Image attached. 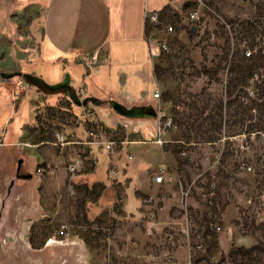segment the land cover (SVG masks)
Instances as JSON below:
<instances>
[{"label":"rangeland","instance_id":"obj_1","mask_svg":"<svg viewBox=\"0 0 264 264\" xmlns=\"http://www.w3.org/2000/svg\"><path fill=\"white\" fill-rule=\"evenodd\" d=\"M34 2L43 0H0V70L20 69L48 85L62 83L67 75L75 93L107 106L109 93L116 96L120 89L113 72L105 77L107 67L82 79L83 70L69 62L33 52L25 60L27 51H35L33 36L40 23ZM191 8L199 10L197 23L187 18ZM161 20L146 25L158 110L153 121L168 118L171 123L146 144L155 145L149 157L160 158L157 163L172 173V181L157 183L153 195L139 191L143 218L128 223L105 210L91 212V190L54 183L43 190L40 177L46 171L50 176L59 161L46 171L30 161L36 174L21 168L29 174L22 178L15 176L16 165L31 155L9 158L0 164V264H264V0H185L180 13ZM166 25L172 29L167 31ZM159 41L165 49L158 48ZM12 81L16 92L10 104L15 109L24 79ZM139 86L132 78L125 89L138 98ZM56 93L62 91L47 95ZM29 97L26 92L14 113L0 92V122L12 118L19 128L29 119L40 121ZM147 98L152 100L151 94ZM95 109L110 125L104 108ZM108 109L110 118L120 117ZM72 110L80 114L73 102ZM45 113L50 121L45 131L53 139L60 130L51 123L54 118L64 116L69 128L77 126V119L66 118L63 110ZM114 127L106 129L115 139L126 138L124 127ZM122 153L133 155L127 148ZM107 164L106 153H97L96 178L106 179ZM182 189H188L186 196ZM126 195L133 210L132 187ZM61 224L68 227L65 237L57 234Z\"/></svg>","mask_w":264,"mask_h":264},{"label":"crops","instance_id":"obj_2","mask_svg":"<svg viewBox=\"0 0 264 264\" xmlns=\"http://www.w3.org/2000/svg\"><path fill=\"white\" fill-rule=\"evenodd\" d=\"M184 2L185 0H43L42 3L34 2L33 4L40 10V17L37 19L40 23L37 27V34L33 36L35 51H27L24 58L26 60L27 56L33 52L39 57L47 56L52 61L69 62L83 70L82 79L92 77L91 72L99 70L100 67H107L108 73L105 77L110 78L113 72L120 88L116 96L115 94L111 96L110 92L107 97H113L126 105L154 103L153 92L156 89V83L152 72L150 42L146 35V15L156 12L162 23L161 17L165 14L180 13ZM91 54H95L96 63L89 74H86L85 68L78 63V59L80 56ZM16 71L21 72L20 69ZM65 77L70 86L71 81L67 75ZM132 78L140 84L136 90L139 94L138 98L135 96L136 93L125 89L129 79ZM12 80L13 78L0 77V92H4L7 108H12L10 102L16 92ZM19 83L20 91L15 102L16 108H12L14 113L18 110L27 92L30 94L29 107L35 110V117L40 116V121L29 119L26 123H20L19 128L12 118L7 121H4V118L0 122V164L7 162L9 158L17 159V156L23 153L27 156L31 155L21 160V168L24 172L26 170L33 175L37 165L44 166L46 171L53 163L59 161L58 170L51 171L54 175L49 172L51 177L46 173L48 171L40 179L39 175H36L35 178L40 180L38 184L44 190L51 183L56 184L57 187H65L66 174L63 164H66L68 159L74 155H79L83 159L84 167L83 171L74 176V186L92 191L91 197L94 198L89 200V210L91 212L105 210L112 213L114 218L128 223L142 219L144 205L139 191L155 194L158 184L151 179L150 172L162 166L157 163L160 158L156 159V155L149 157L148 152L155 145L147 146L146 144L149 138L158 135V123L153 120L143 123L141 119L128 121L121 117L112 119L106 111L109 110L108 107L100 104L103 100L92 96H80L83 99V106L91 112L89 120L95 126L106 130L107 127L114 129V126L120 125L124 127L123 135L126 136V138L123 137L126 144L122 145L121 153L118 152L119 146L116 144L114 146L113 156L119 168L116 181L109 178L107 168L105 180L96 178L94 171L97 167V153L105 152L109 160V152L94 142L77 143L78 141H89L84 134V121L77 120V126L69 128L70 122L65 121L64 116L59 119L54 118V123H51L60 128L56 132H61L69 142L65 146L53 145L52 134H47L45 131L46 124L50 123L47 119L48 114L45 113L48 109L63 110L65 116L68 114L74 118L79 115H75L72 110V102L77 105L80 112L82 109L75 88L70 86L72 92L62 91L49 98L47 93L41 92L37 87L28 85L25 81ZM141 85H147V87ZM150 94L152 100H147ZM49 99L53 104L48 103ZM99 106L104 108L105 114L110 119V125H106L99 110L95 109L96 111L92 112ZM91 108H93L92 111H90ZM127 127H131L130 131ZM132 135L136 138L130 139ZM124 148L131 149L133 152L131 160L127 159L129 153H122ZM30 161L35 163L33 173L30 170ZM57 166L55 164L53 168ZM131 187L133 203L137 205L133 210L128 208L126 195V191Z\"/></svg>","mask_w":264,"mask_h":264},{"label":"built area","instance_id":"obj_3","mask_svg":"<svg viewBox=\"0 0 264 264\" xmlns=\"http://www.w3.org/2000/svg\"><path fill=\"white\" fill-rule=\"evenodd\" d=\"M187 18L193 22L197 23L200 21L201 15L199 13V10L196 8H191L187 11ZM146 19L148 22L152 24H159L161 21L158 18V14L156 12L148 13L146 15ZM165 29L167 31L171 30L172 27L171 25H166ZM158 45L159 49H165L166 45L164 42L159 41V43H156ZM150 52L153 54L151 43H150ZM246 55H249V52L245 53ZM78 63H80L86 70V74H89L91 68L95 65L96 63V56L95 54L91 55H83L80 56L78 59ZM79 91H82V88L79 89ZM155 96V95H154ZM79 101L81 103V112L80 114L75 118L77 120H81L82 122L84 121V134L88 138L89 141H78L77 143L79 144H86V143H96L106 149L109 152V160L107 164V174L109 178L112 181H116L118 175H119V168L116 165L113 153L115 151V144L119 146L118 152L121 153V147L122 145L126 144V141L124 138H117L115 139L111 133L106 129V130H101L99 127L95 126L91 120H89V115L91 114L90 112L86 111V108L83 106L82 102L83 99L79 95ZM158 136L162 133V130L165 129L167 126L170 125L171 121L170 119H165L164 121H159L158 120ZM161 140L158 138L156 140V143H160ZM69 142L66 141L64 135L61 132H54V139L52 141V144L55 146H65ZM127 159L131 160L132 155L129 153L127 155ZM83 167V159L79 155H74L71 157L67 163L64 166V172H65V187L67 188H72L74 186V181L73 178L74 176L81 170ZM58 166L53 168L52 171H57ZM244 168V167H243ZM247 170H249V167H246ZM37 172L41 171L40 167L36 168ZM173 179V175L168 169H166L163 165L159 166L152 174V180L156 183H168L171 182ZM188 193V189H182L181 194L186 196ZM68 233V227L66 224H61L57 230V234L60 236L65 237Z\"/></svg>","mask_w":264,"mask_h":264},{"label":"water","instance_id":"obj_4","mask_svg":"<svg viewBox=\"0 0 264 264\" xmlns=\"http://www.w3.org/2000/svg\"><path fill=\"white\" fill-rule=\"evenodd\" d=\"M106 104L107 107L110 108L116 115L129 120H155L158 116L156 106L150 102L126 105L113 97H107ZM20 162L21 159L18 160L17 170L19 169ZM20 176L22 178L29 177L28 174H21Z\"/></svg>","mask_w":264,"mask_h":264},{"label":"trees","instance_id":"obj_5","mask_svg":"<svg viewBox=\"0 0 264 264\" xmlns=\"http://www.w3.org/2000/svg\"><path fill=\"white\" fill-rule=\"evenodd\" d=\"M21 76L28 85H33L37 87L43 93H49L60 89L61 91H67L68 93L72 92L71 87L68 84V79L65 77L62 83L55 85L46 84L40 77H37L33 74L22 73L20 71H2L0 70V77L3 79L19 77ZM45 89V91H44Z\"/></svg>","mask_w":264,"mask_h":264},{"label":"flooded vegetation","instance_id":"obj_6","mask_svg":"<svg viewBox=\"0 0 264 264\" xmlns=\"http://www.w3.org/2000/svg\"><path fill=\"white\" fill-rule=\"evenodd\" d=\"M21 165H22V162H20L18 170H17V165H16V169H15V176L17 175L16 177H21L20 175L24 174V172L21 170Z\"/></svg>","mask_w":264,"mask_h":264}]
</instances>
